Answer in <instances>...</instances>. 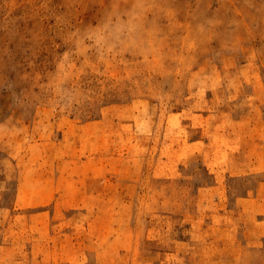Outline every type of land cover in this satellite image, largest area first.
Listing matches in <instances>:
<instances>
[{
	"label": "rangeland",
	"instance_id": "obj_1",
	"mask_svg": "<svg viewBox=\"0 0 264 264\" xmlns=\"http://www.w3.org/2000/svg\"><path fill=\"white\" fill-rule=\"evenodd\" d=\"M188 179L264 223V0H0V264L157 261L148 198Z\"/></svg>",
	"mask_w": 264,
	"mask_h": 264
},
{
	"label": "crops",
	"instance_id": "obj_2",
	"mask_svg": "<svg viewBox=\"0 0 264 264\" xmlns=\"http://www.w3.org/2000/svg\"><path fill=\"white\" fill-rule=\"evenodd\" d=\"M198 151L191 150L188 172H222V159L216 157L219 150H214L208 165L199 159ZM169 164L167 155L165 162L158 160L165 170H170ZM222 184L220 179L170 180L167 188L183 191L150 196L148 204L153 205V211L142 224L144 240L139 251L165 257L149 262L138 260L137 264H264V223L250 219L235 204L228 205L221 192ZM206 188L210 194L205 193ZM74 216L68 217L70 224ZM76 232L71 231L73 243ZM63 264L101 263L89 246H76Z\"/></svg>",
	"mask_w": 264,
	"mask_h": 264
}]
</instances>
